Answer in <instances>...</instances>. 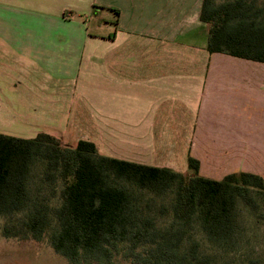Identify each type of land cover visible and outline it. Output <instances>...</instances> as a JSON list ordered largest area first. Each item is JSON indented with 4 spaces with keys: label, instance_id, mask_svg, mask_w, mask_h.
Returning a JSON list of instances; mask_svg holds the SVG:
<instances>
[{
    "label": "trees",
    "instance_id": "trees-1",
    "mask_svg": "<svg viewBox=\"0 0 264 264\" xmlns=\"http://www.w3.org/2000/svg\"><path fill=\"white\" fill-rule=\"evenodd\" d=\"M263 14L254 0H204L209 54L264 64ZM188 163L191 176L101 155L86 140L72 148L45 133L31 139L0 133V216H24L6 225L3 236L40 242L48 235L71 264H109L121 247L135 264H214L197 232L222 253L240 250L244 211L264 224V178L238 173L217 181L200 176L194 158ZM37 165L42 180L34 192ZM135 188L156 196L174 192L168 226L146 212Z\"/></svg>",
    "mask_w": 264,
    "mask_h": 264
},
{
    "label": "crops",
    "instance_id": "crops-1",
    "mask_svg": "<svg viewBox=\"0 0 264 264\" xmlns=\"http://www.w3.org/2000/svg\"><path fill=\"white\" fill-rule=\"evenodd\" d=\"M89 1L120 14L112 12L115 31L98 37L84 26L86 33L77 39L66 27L71 46H84L81 65L91 69L86 74L98 72L103 100L98 110L87 109L82 139L104 156L175 171L192 157L200 164L199 175L210 179L206 166L236 162L243 146L231 136L228 94L257 75L233 74L229 67L243 59L209 54V29L200 19L204 0ZM62 12L60 0H0V47L8 54L45 48L54 55L67 42L59 35L68 23ZM93 45L107 48L99 61ZM244 61L261 69V63ZM218 155L222 158L215 160Z\"/></svg>",
    "mask_w": 264,
    "mask_h": 264
},
{
    "label": "rangeland",
    "instance_id": "rangeland-1",
    "mask_svg": "<svg viewBox=\"0 0 264 264\" xmlns=\"http://www.w3.org/2000/svg\"><path fill=\"white\" fill-rule=\"evenodd\" d=\"M227 1L231 0H216V4ZM254 1L257 7L264 9V0ZM60 8L67 16L65 22H68L63 24L65 29L59 31L61 39L67 40L72 36L67 33L66 27L74 29L77 39H81L79 35L86 33L84 26L92 37L102 36L108 30L115 31V26L112 25L115 18L113 13L102 10V7L94 2L91 4L89 0H60ZM206 26L209 29L208 25ZM83 48L82 44L80 48L71 46L68 40L58 45L54 55L48 53L45 48L20 49L18 53L13 51L8 54L0 47L1 134L31 139L45 133L57 138L62 146L72 148L79 140H85L82 139L84 134L81 131L88 113L87 109L98 110L103 100L100 99L99 87L97 88L98 72H93L97 77L88 75L86 72L91 73V69L88 70L81 65L84 61L81 58H85ZM106 50L107 48L103 46L93 45L91 48L93 58L99 61V58L108 52ZM108 50L109 53L115 51H111V48ZM237 62L239 64L229 67L234 70L233 74L262 77H249L244 82L236 83L239 86L228 94L233 110L229 121L233 127L231 136L243 147H240L239 154L236 155V162L220 161L213 166H206L212 178L217 181L238 173H254L264 178V64L257 65L262 70L260 68L255 70L256 65L252 62L244 60ZM95 67L93 61L91 68L94 70ZM220 95V104L223 105L225 95ZM251 142L253 146L246 145ZM192 156L194 157L193 154ZM221 158L220 155L214 157L215 160ZM41 169V166L37 165L33 170L34 192H37L41 185ZM177 172L185 176L193 174L187 160L179 162ZM135 190L141 199V206L160 227H166L172 222L174 192L156 196L136 188ZM22 218L23 215H18L9 220L0 216V264H71L54 251L48 235L40 242L4 237L2 232L4 227L12 224L11 221L14 224ZM244 223L246 227L244 244L240 250L229 254L214 248L199 230L196 238L202 244V253L210 255L214 264H264V224L257 222L248 210L244 211ZM123 249V247L119 249L120 252L115 254L109 264H135L126 257Z\"/></svg>",
    "mask_w": 264,
    "mask_h": 264
}]
</instances>
